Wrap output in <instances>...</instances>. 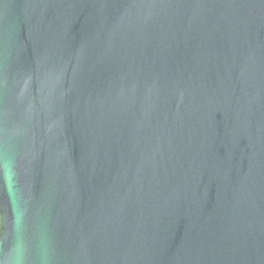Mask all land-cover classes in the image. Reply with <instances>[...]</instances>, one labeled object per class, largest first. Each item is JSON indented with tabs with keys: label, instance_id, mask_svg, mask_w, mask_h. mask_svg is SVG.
<instances>
[{
	"label": "water",
	"instance_id": "1",
	"mask_svg": "<svg viewBox=\"0 0 264 264\" xmlns=\"http://www.w3.org/2000/svg\"><path fill=\"white\" fill-rule=\"evenodd\" d=\"M0 264H264V0H0Z\"/></svg>",
	"mask_w": 264,
	"mask_h": 264
}]
</instances>
